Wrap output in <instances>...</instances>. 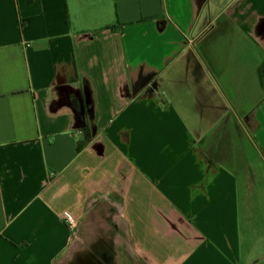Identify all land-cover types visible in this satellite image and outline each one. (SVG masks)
I'll use <instances>...</instances> for the list:
<instances>
[{
    "label": "crops",
    "instance_id": "0c3cea01",
    "mask_svg": "<svg viewBox=\"0 0 264 264\" xmlns=\"http://www.w3.org/2000/svg\"><path fill=\"white\" fill-rule=\"evenodd\" d=\"M105 247L264 264V0H0V264Z\"/></svg>",
    "mask_w": 264,
    "mask_h": 264
},
{
    "label": "rangeland",
    "instance_id": "374dc122",
    "mask_svg": "<svg viewBox=\"0 0 264 264\" xmlns=\"http://www.w3.org/2000/svg\"><path fill=\"white\" fill-rule=\"evenodd\" d=\"M92 244H93V242L92 243H88V245H87V247H85L86 248V250L88 251V253L89 254H92L94 257L93 258H100V256H101V254H100V252L102 251L101 250V248H99V247H92ZM100 251V252H99ZM105 251L107 252V254H108V256H107V259L108 260H104L103 259V261H104V264H111V257H110V252H111V249L108 247V249H107V247H105ZM77 262V263H76ZM79 262V259L77 258V260L76 261H74L72 264H80V263H78ZM109 262V263H108Z\"/></svg>",
    "mask_w": 264,
    "mask_h": 264
},
{
    "label": "built area",
    "instance_id": "2783aa9c",
    "mask_svg": "<svg viewBox=\"0 0 264 264\" xmlns=\"http://www.w3.org/2000/svg\"><path fill=\"white\" fill-rule=\"evenodd\" d=\"M61 222L69 228H74L77 225V219L70 213H64L60 216Z\"/></svg>",
    "mask_w": 264,
    "mask_h": 264
}]
</instances>
